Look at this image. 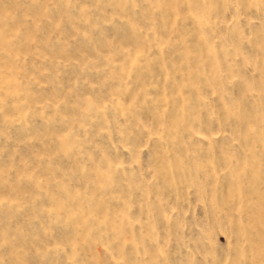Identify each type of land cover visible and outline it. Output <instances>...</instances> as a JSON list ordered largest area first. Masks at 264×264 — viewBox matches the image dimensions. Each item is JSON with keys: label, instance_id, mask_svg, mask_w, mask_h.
<instances>
[{"label": "rangeland", "instance_id": "obj_1", "mask_svg": "<svg viewBox=\"0 0 264 264\" xmlns=\"http://www.w3.org/2000/svg\"><path fill=\"white\" fill-rule=\"evenodd\" d=\"M0 264H264V0H0Z\"/></svg>", "mask_w": 264, "mask_h": 264}]
</instances>
